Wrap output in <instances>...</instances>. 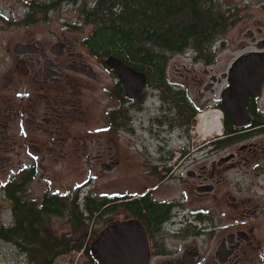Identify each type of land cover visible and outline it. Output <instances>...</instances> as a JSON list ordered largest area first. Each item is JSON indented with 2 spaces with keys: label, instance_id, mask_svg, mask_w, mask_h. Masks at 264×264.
Listing matches in <instances>:
<instances>
[{
  "label": "flooded vegetation",
  "instance_id": "1",
  "mask_svg": "<svg viewBox=\"0 0 264 264\" xmlns=\"http://www.w3.org/2000/svg\"><path fill=\"white\" fill-rule=\"evenodd\" d=\"M95 2L0 0V253L17 246L7 237L14 222L9 189L24 173L31 183L46 159L81 170V160L89 158L108 173L120 163L115 156L145 159L154 142L161 170L148 160L124 167L131 170V184L107 194L97 189V217L114 219L122 209L138 220L146 231L147 264H264V0L259 7L245 2L240 17L223 13L227 28L220 35L243 19L249 26L221 73L210 70L224 45L217 44L220 35L202 54L193 47L187 48L192 53L181 52L204 67L200 75L181 74L178 81L167 74L180 96L177 103L166 86L152 87L146 75L138 91L127 90L108 60L134 68L90 49L94 25L88 34L78 31L86 24L83 12ZM240 58L244 74L263 80L245 79L255 89L236 124L228 111L233 104L222 94ZM207 106L222 111V130L194 147L184 123ZM199 152L214 159L199 165Z\"/></svg>",
  "mask_w": 264,
  "mask_h": 264
},
{
  "label": "trees",
  "instance_id": "2",
  "mask_svg": "<svg viewBox=\"0 0 264 264\" xmlns=\"http://www.w3.org/2000/svg\"><path fill=\"white\" fill-rule=\"evenodd\" d=\"M223 17L216 0H96L82 14L84 23L94 25L87 38L93 52L122 58L146 75L152 87L166 86L175 103L179 95L168 83L166 51L180 53L193 47L202 54L225 32ZM194 120L195 113L184 123L187 132ZM26 177L27 172L9 184L14 222L7 237L26 256L27 264H54L75 251L82 252L84 264H99L90 252L91 240L83 244L82 237L74 241L71 236L97 217L100 200L92 193L79 197L49 188L40 200H32L27 197ZM135 207L140 209L141 204ZM54 216L68 218L70 237L47 234Z\"/></svg>",
  "mask_w": 264,
  "mask_h": 264
},
{
  "label": "rangeland",
  "instance_id": "3",
  "mask_svg": "<svg viewBox=\"0 0 264 264\" xmlns=\"http://www.w3.org/2000/svg\"><path fill=\"white\" fill-rule=\"evenodd\" d=\"M263 0H216L217 8L222 12H229L228 17L231 18L234 15H230V12L235 14V17L241 15L242 8L244 3L248 4L249 7H254L257 5L259 7ZM20 4L15 5L19 7ZM257 10V9H256ZM74 22L77 19V14L72 12L71 14ZM252 23V22H251ZM249 26L246 20L238 22L234 27H231L225 34L218 37V43L224 40V45L216 50V63L210 69L213 73H221L224 71L232 61L233 57L239 52V46L244 40L243 32ZM82 31H78L81 35L88 34L91 31L92 25L82 24ZM216 43V42H215ZM186 52L192 53L191 50L187 49ZM169 55L168 65H167V74L173 80H181V74L183 75H192L193 73L201 74L202 68L204 67L201 63H194L192 60L187 59L180 53H171L166 51ZM209 69V68H207ZM190 78V77H189ZM191 79H185L186 83L191 82ZM212 101V98L210 99ZM214 106H207L204 110L213 108ZM203 110V111H204ZM199 119L195 118L192 122V125L196 126ZM189 134V141L194 144V147L197 144H201L204 140H208L211 137H215L218 134L208 135L206 138H203L197 132H190V128L185 131ZM120 141L122 142L124 138L119 136ZM183 143L186 142V138L183 139ZM175 144H180L176 142ZM168 147V146H167ZM161 150L157 148V144L152 142V153L151 156H147L145 159L136 155V157L128 162H125V159L122 156L117 155L115 159H119L120 163L118 164L116 170L111 172H102L103 170H97V168L92 165L93 160H84L81 165V170H74V165L65 164L64 162L56 165L55 163H49V160L46 159L47 163L45 166H42L35 177V179L29 183V193L28 198H33L40 200L44 191L49 188L52 192H65L70 191V195L79 194V197H84L86 193H92L97 196V189H103L104 192H117L122 191L126 186L130 185L129 178L131 177V170H126V166H144V161L148 160L151 162L152 166H155L158 160L161 158ZM225 152H222L220 155H223ZM199 165L204 163H209L213 156H210L208 160L204 158V152H199L198 154ZM217 156V157H218ZM215 157V158H217ZM24 159H27L23 156ZM157 165V164H156ZM125 167V168H124ZM157 170H161L160 164L157 165ZM194 167V166H188ZM103 175V176H102ZM128 177V181H127ZM81 188V189H80ZM8 206V203L5 204ZM115 218L107 221H102L99 217L94 218L92 221H89L87 225L81 228L80 231L76 232L71 236V225L68 218L65 216L57 218L52 217L50 219V228L46 230L47 234H54L56 236L68 235L74 241H78L80 237L83 239V244L88 243L91 240V243L96 240L101 231L109 224L127 220V214L124 210L120 209L119 213L114 214ZM8 213L4 212V220L8 221ZM82 252H72L70 254L63 255L55 260L54 264H84L85 259L81 254ZM26 256L21 252V250L16 246L15 248L8 245V248L3 253H0V264H27Z\"/></svg>",
  "mask_w": 264,
  "mask_h": 264
},
{
  "label": "water",
  "instance_id": "4",
  "mask_svg": "<svg viewBox=\"0 0 264 264\" xmlns=\"http://www.w3.org/2000/svg\"><path fill=\"white\" fill-rule=\"evenodd\" d=\"M242 58L237 59L230 70L231 85L223 92L224 102L233 104L229 109L230 116L236 124L241 122L245 113V103L252 95L254 84L245 83V79H257L258 75L247 76L243 73ZM108 63L116 68L127 90L138 91L144 85V74L126 67L120 60L111 58ZM226 77V74H223ZM90 252L99 264H147L148 242L144 226L136 219L117 221L107 225L99 236L90 244Z\"/></svg>",
  "mask_w": 264,
  "mask_h": 264
},
{
  "label": "bare ground",
  "instance_id": "5",
  "mask_svg": "<svg viewBox=\"0 0 264 264\" xmlns=\"http://www.w3.org/2000/svg\"><path fill=\"white\" fill-rule=\"evenodd\" d=\"M202 116L200 122V130L206 133H219L222 130V122L220 119V111H210L206 114H200Z\"/></svg>",
  "mask_w": 264,
  "mask_h": 264
},
{
  "label": "built area",
  "instance_id": "6",
  "mask_svg": "<svg viewBox=\"0 0 264 264\" xmlns=\"http://www.w3.org/2000/svg\"><path fill=\"white\" fill-rule=\"evenodd\" d=\"M210 111L214 112V111H217V109L207 110V111H204V112H202V113H203V114H206V113H208V112H210ZM202 113H201V114H202ZM199 115H200V114H199ZM199 115H198V119H199V121H198V123H197L196 126H192V131H191V132H197V133L200 134L203 138H206L208 135L220 134V133H221V132H219V133H213V132H212V133H206V132L200 130V122H201V118H202V116L199 117ZM220 119H221V112H220Z\"/></svg>",
  "mask_w": 264,
  "mask_h": 264
}]
</instances>
